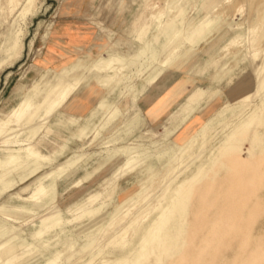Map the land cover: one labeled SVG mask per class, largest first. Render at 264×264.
Instances as JSON below:
<instances>
[{
	"label": "rangeland",
	"instance_id": "obj_1",
	"mask_svg": "<svg viewBox=\"0 0 264 264\" xmlns=\"http://www.w3.org/2000/svg\"><path fill=\"white\" fill-rule=\"evenodd\" d=\"M0 264H264V0H0Z\"/></svg>",
	"mask_w": 264,
	"mask_h": 264
},
{
	"label": "bare ground",
	"instance_id": "obj_2",
	"mask_svg": "<svg viewBox=\"0 0 264 264\" xmlns=\"http://www.w3.org/2000/svg\"><path fill=\"white\" fill-rule=\"evenodd\" d=\"M203 149V148H202ZM179 170V169H178ZM176 177V176H175ZM168 186V185H167ZM166 186V187H167ZM169 192L170 191H168V190H164L158 197H160V196H162V199H163V201L167 198V196L169 195ZM158 197H154L153 199H150V201H149V203H148V205L147 206H150V205H152V204H154L155 203V201H156V199L158 198ZM146 207V206H145ZM145 209V208H144ZM112 224V222H110L109 223V225H111ZM138 228V227H137ZM136 228V229H137ZM131 236V234L128 236V237H130ZM127 242V241H126ZM128 243V242H127Z\"/></svg>",
	"mask_w": 264,
	"mask_h": 264
},
{
	"label": "crops",
	"instance_id": "obj_3",
	"mask_svg": "<svg viewBox=\"0 0 264 264\" xmlns=\"http://www.w3.org/2000/svg\"><path fill=\"white\" fill-rule=\"evenodd\" d=\"M120 59V58H119ZM121 60H123V59H121ZM101 80V79H100ZM157 100H158V98H157ZM180 102V101H179Z\"/></svg>",
	"mask_w": 264,
	"mask_h": 264
}]
</instances>
